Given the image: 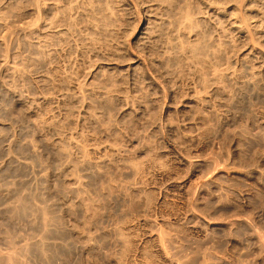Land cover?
<instances>
[{
  "label": "rangeland",
  "instance_id": "374dc122",
  "mask_svg": "<svg viewBox=\"0 0 264 264\" xmlns=\"http://www.w3.org/2000/svg\"><path fill=\"white\" fill-rule=\"evenodd\" d=\"M0 264H264V0H0Z\"/></svg>",
  "mask_w": 264,
  "mask_h": 264
},
{
  "label": "bare ground",
  "instance_id": "6f19581e",
  "mask_svg": "<svg viewBox=\"0 0 264 264\" xmlns=\"http://www.w3.org/2000/svg\"><path fill=\"white\" fill-rule=\"evenodd\" d=\"M142 167V166H141ZM139 175V174H138ZM262 239V238H261ZM263 240V239H262Z\"/></svg>",
  "mask_w": 264,
  "mask_h": 264
}]
</instances>
